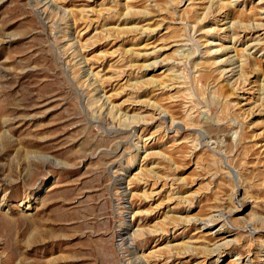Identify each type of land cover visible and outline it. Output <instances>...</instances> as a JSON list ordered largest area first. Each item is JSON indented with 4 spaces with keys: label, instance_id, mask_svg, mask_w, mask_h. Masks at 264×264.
Returning <instances> with one entry per match:
<instances>
[{
    "label": "rangeland",
    "instance_id": "374dc122",
    "mask_svg": "<svg viewBox=\"0 0 264 264\" xmlns=\"http://www.w3.org/2000/svg\"><path fill=\"white\" fill-rule=\"evenodd\" d=\"M0 264H264V0H0Z\"/></svg>",
    "mask_w": 264,
    "mask_h": 264
},
{
    "label": "bare ground",
    "instance_id": "6f19581e",
    "mask_svg": "<svg viewBox=\"0 0 264 264\" xmlns=\"http://www.w3.org/2000/svg\"><path fill=\"white\" fill-rule=\"evenodd\" d=\"M227 5H228V6H229V5L232 6V4H231L230 2H228ZM231 6H230V7H231ZM230 24L233 25L232 22H231ZM173 52H174V51H173ZM175 52H176V51H175ZM240 57H241V56H240ZM230 58L232 59V57H230ZM237 58H238L237 60L240 61V63L242 64L240 58H239V57H237ZM238 63H239V62H238ZM241 64H240V68L242 67ZM237 68H238V67H237ZM168 72H169V71H168ZM151 80H152V78L149 79V81H151ZM172 80H173V79H172ZM162 85H163L164 87H166V86L168 87L169 85H171V83L168 84V85H167V84H161V86H162ZM252 219H254V221H256V220H255L256 217H255L254 215H252ZM223 240H224V239H223ZM228 243H229V241H225V242H224V244H228ZM188 246H189V245H186V248H189ZM205 250H207V249H205ZM233 258H234V259L238 258V254H235V256H234ZM238 259H239V258H238Z\"/></svg>",
    "mask_w": 264,
    "mask_h": 264
}]
</instances>
